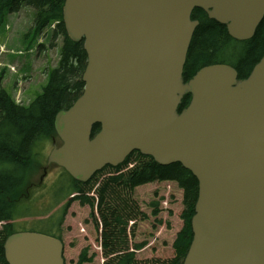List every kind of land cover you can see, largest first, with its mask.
Here are the masks:
<instances>
[{"label": "water", "instance_id": "water-1", "mask_svg": "<svg viewBox=\"0 0 264 264\" xmlns=\"http://www.w3.org/2000/svg\"><path fill=\"white\" fill-rule=\"evenodd\" d=\"M197 9L235 41L264 19V0H64L67 36L88 63L83 94L56 116L62 146L46 169L87 183L135 152L180 164L199 186L183 264H264V56L246 79L217 64L185 81ZM4 256L65 264L63 243L37 233L7 238Z\"/></svg>", "mask_w": 264, "mask_h": 264}, {"label": "trees", "instance_id": "trees-1", "mask_svg": "<svg viewBox=\"0 0 264 264\" xmlns=\"http://www.w3.org/2000/svg\"><path fill=\"white\" fill-rule=\"evenodd\" d=\"M64 0H0V24L10 14L19 13L23 7H31L35 18L33 27L20 37L9 38L7 28L0 29V48H4V65L0 70V222L14 219L19 213L17 203L31 197L34 177L42 174L44 165V145L53 140L59 141L55 130V120L59 112L67 111L73 106L84 90L82 76L85 72L86 54L84 42L71 41L63 25L55 30V36L64 37L60 50L58 67L52 71L48 84L42 93L33 101L23 100L17 104L15 96H11L4 86V75L9 71L21 74L15 87L25 82L31 75L29 62H35V55L44 47L39 38L47 28L63 22ZM192 18L199 21L187 56L183 77L185 81L192 79L202 68L217 64L234 67L239 79H246L255 65L264 56V20L255 36L247 42L232 39L227 28L214 20L202 10L193 12ZM11 39L9 44L4 39ZM233 46L237 47L231 56L225 58ZM20 48H24L22 51ZM27 56L24 60L18 58ZM12 61H16L13 63ZM15 69L12 70V65ZM189 103H183L185 108ZM100 131L94 127L93 135ZM135 162L132 168L129 165ZM98 179H101L98 182ZM175 183L183 193V211L180 219L183 228L177 234L173 249L175 256L168 261L158 259L139 260L136 252L146 244L131 246V223L144 221V214L135 199V190L154 183ZM56 197L52 204L55 208L64 206L51 220L47 230L49 236L61 239L59 233L64 217L73 202L91 210V218L100 232V248L107 259L105 264H183L193 239L192 219L198 200L199 186L196 178L181 165L160 166L153 158L140 153H133L125 163L117 168L107 167L96 174L88 183H81L63 171L58 183L54 186ZM76 195L73 200L71 196ZM152 216L160 214V203H151ZM18 216V215H17ZM147 216V217H146ZM14 225L7 224L0 231V264H7L4 256V241L14 234ZM48 228V227H47ZM134 249V250H132ZM85 249L78 264L92 263L94 256L88 257Z\"/></svg>", "mask_w": 264, "mask_h": 264}, {"label": "rangeland", "instance_id": "rangeland-1", "mask_svg": "<svg viewBox=\"0 0 264 264\" xmlns=\"http://www.w3.org/2000/svg\"><path fill=\"white\" fill-rule=\"evenodd\" d=\"M35 13L31 7H23L19 13L7 15L4 19L1 27L7 28L9 38L20 37L19 33L28 32L34 25ZM51 31L47 28L39 38V44H46V49L50 47V50L45 56H41L40 50L39 56L41 59L38 63L34 61L29 62V69L31 75L25 77V82L15 87L18 79L22 80L21 74H13L9 71L4 75V86L11 96H15L17 104H21L23 100H27L28 103L35 100L43 91V88L48 84L52 70L57 68L60 60V50L64 44V38L62 36L52 37ZM50 34V35H48ZM2 38V37H0ZM11 42V39H4V42ZM24 51V48H20ZM4 49V48H2ZM237 47L233 46L229 53H226L225 58L231 56V53L236 50ZM18 58V60H24L27 56ZM16 61H12L15 63ZM0 62L4 65V56L1 57ZM15 69V65H12ZM2 67L0 68V70ZM23 104H27L24 103ZM59 143V141H56ZM52 142H48L44 145L42 151L44 161L46 164L47 158L53 149ZM135 162L129 165L132 168ZM63 172L58 167H52L49 169L43 178V182L40 187H34L31 196L32 201L29 205V211H24L22 217L18 222L15 221L16 232H37L46 234L49 230L55 233L56 229L50 227L51 220L53 218L58 222L60 215L56 217H50L51 214H59V205L52 208L54 201L53 187L58 183L57 179ZM38 175L34 177L36 180ZM101 179H98L97 184ZM41 178L35 183L39 184ZM43 185V186H42ZM42 186V187H41ZM135 199L139 204L140 210L146 214L147 219L144 221H136L131 223L134 230L131 229V246L146 244L141 250L135 251L136 258L139 260L158 259L162 261H168L174 258L175 253L173 245L177 234L183 228V222L180 219V215L183 211V193L175 183H154L152 185L137 188L135 190ZM158 201L160 203L158 217H153V208L151 203ZM46 202V204H45ZM48 227V228H47ZM2 225H0V230ZM61 235V241L64 243V258L66 264H78L81 253L88 249V257L94 256L92 263L86 264H105L106 258L103 256L100 250V232L96 228V224L91 218V210L88 207H81L79 202L72 203L71 207L66 213L64 223L60 227L59 231ZM134 250V249H132Z\"/></svg>", "mask_w": 264, "mask_h": 264}, {"label": "flooded vegetation", "instance_id": "flooded-vegetation-1", "mask_svg": "<svg viewBox=\"0 0 264 264\" xmlns=\"http://www.w3.org/2000/svg\"><path fill=\"white\" fill-rule=\"evenodd\" d=\"M263 22V21H262ZM262 22H261V24H262ZM59 25H62V23H58L56 26H55V30L57 29V27L59 26ZM259 28V27H258ZM64 38V37H63ZM237 42H239V41H237ZM241 43V42H240Z\"/></svg>", "mask_w": 264, "mask_h": 264}, {"label": "bare ground", "instance_id": "bare-ground-1", "mask_svg": "<svg viewBox=\"0 0 264 264\" xmlns=\"http://www.w3.org/2000/svg\"><path fill=\"white\" fill-rule=\"evenodd\" d=\"M84 75V74H83ZM82 81H83V76H82ZM83 83H84V81H83ZM84 87H85V83H84Z\"/></svg>", "mask_w": 264, "mask_h": 264}]
</instances>
